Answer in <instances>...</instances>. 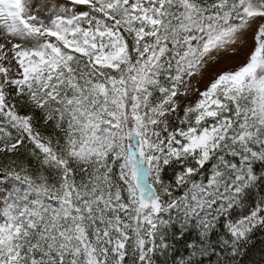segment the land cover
Segmentation results:
<instances>
[{
    "label": "snow or ice",
    "instance_id": "obj_1",
    "mask_svg": "<svg viewBox=\"0 0 264 264\" xmlns=\"http://www.w3.org/2000/svg\"><path fill=\"white\" fill-rule=\"evenodd\" d=\"M0 264H264V0H0Z\"/></svg>",
    "mask_w": 264,
    "mask_h": 264
}]
</instances>
